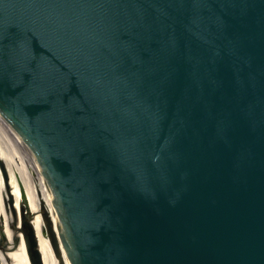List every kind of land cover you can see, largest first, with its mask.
<instances>
[{
	"label": "water",
	"instance_id": "obj_1",
	"mask_svg": "<svg viewBox=\"0 0 264 264\" xmlns=\"http://www.w3.org/2000/svg\"><path fill=\"white\" fill-rule=\"evenodd\" d=\"M0 248L264 264V0H0Z\"/></svg>",
	"mask_w": 264,
	"mask_h": 264
},
{
	"label": "bare ground",
	"instance_id": "obj_2",
	"mask_svg": "<svg viewBox=\"0 0 264 264\" xmlns=\"http://www.w3.org/2000/svg\"><path fill=\"white\" fill-rule=\"evenodd\" d=\"M0 260L3 264H13L2 251L0 252Z\"/></svg>",
	"mask_w": 264,
	"mask_h": 264
},
{
	"label": "rangeland",
	"instance_id": "obj_3",
	"mask_svg": "<svg viewBox=\"0 0 264 264\" xmlns=\"http://www.w3.org/2000/svg\"><path fill=\"white\" fill-rule=\"evenodd\" d=\"M2 250H1V248H0V252H1ZM3 252V251H2Z\"/></svg>",
	"mask_w": 264,
	"mask_h": 264
}]
</instances>
